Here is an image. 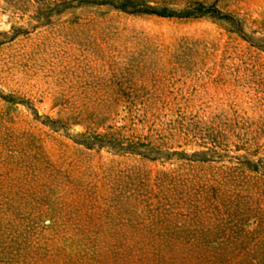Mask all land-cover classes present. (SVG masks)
Listing matches in <instances>:
<instances>
[{
    "label": "rangeland",
    "instance_id": "rangeland-1",
    "mask_svg": "<svg viewBox=\"0 0 264 264\" xmlns=\"http://www.w3.org/2000/svg\"><path fill=\"white\" fill-rule=\"evenodd\" d=\"M0 264H264V0H0Z\"/></svg>",
    "mask_w": 264,
    "mask_h": 264
}]
</instances>
